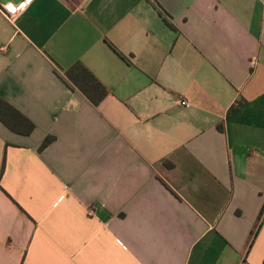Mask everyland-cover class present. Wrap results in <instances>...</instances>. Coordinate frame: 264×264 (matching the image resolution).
<instances>
[{"label": "crops", "instance_id": "obj_1", "mask_svg": "<svg viewBox=\"0 0 264 264\" xmlns=\"http://www.w3.org/2000/svg\"><path fill=\"white\" fill-rule=\"evenodd\" d=\"M2 102L0 264H264V0H0Z\"/></svg>", "mask_w": 264, "mask_h": 264}, {"label": "trees", "instance_id": "obj_2", "mask_svg": "<svg viewBox=\"0 0 264 264\" xmlns=\"http://www.w3.org/2000/svg\"><path fill=\"white\" fill-rule=\"evenodd\" d=\"M66 74L71 82L95 105L100 103L108 93L102 83L81 62H76L66 71ZM0 119L11 130L26 135L30 134L35 127L30 119L6 102L0 104ZM53 139L52 136L46 137L40 146V150L49 145ZM260 222L264 223V211Z\"/></svg>", "mask_w": 264, "mask_h": 264}, {"label": "built area", "instance_id": "obj_3", "mask_svg": "<svg viewBox=\"0 0 264 264\" xmlns=\"http://www.w3.org/2000/svg\"><path fill=\"white\" fill-rule=\"evenodd\" d=\"M13 8L15 9V11H9V10H7V7H6V11H7V13H8L9 15H12V14H14L15 12H17V11L21 8V6L13 7ZM181 104H182V105H185V106H189V103H188L186 100H182V101H181Z\"/></svg>", "mask_w": 264, "mask_h": 264}, {"label": "snow or ice", "instance_id": "obj_4", "mask_svg": "<svg viewBox=\"0 0 264 264\" xmlns=\"http://www.w3.org/2000/svg\"><path fill=\"white\" fill-rule=\"evenodd\" d=\"M6 7H7V10H9V11H15V9L10 4L7 5ZM21 7H23V5H21Z\"/></svg>", "mask_w": 264, "mask_h": 264}]
</instances>
